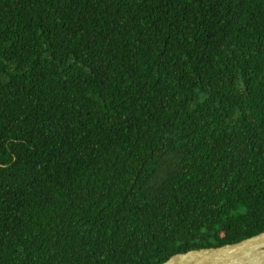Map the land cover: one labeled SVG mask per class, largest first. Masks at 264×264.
Instances as JSON below:
<instances>
[{"label": "trees", "instance_id": "1", "mask_svg": "<svg viewBox=\"0 0 264 264\" xmlns=\"http://www.w3.org/2000/svg\"><path fill=\"white\" fill-rule=\"evenodd\" d=\"M263 231L264 0H0V264Z\"/></svg>", "mask_w": 264, "mask_h": 264}, {"label": "water", "instance_id": "2", "mask_svg": "<svg viewBox=\"0 0 264 264\" xmlns=\"http://www.w3.org/2000/svg\"><path fill=\"white\" fill-rule=\"evenodd\" d=\"M162 264H264V231L234 244L178 253Z\"/></svg>", "mask_w": 264, "mask_h": 264}]
</instances>
